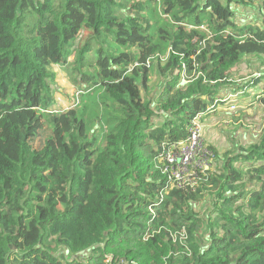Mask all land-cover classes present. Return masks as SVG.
<instances>
[{"label":"trees","instance_id":"trees-1","mask_svg":"<svg viewBox=\"0 0 264 264\" xmlns=\"http://www.w3.org/2000/svg\"><path fill=\"white\" fill-rule=\"evenodd\" d=\"M256 3L263 27L236 14ZM52 41L78 89L70 108ZM246 58L263 70L233 87ZM239 92L264 117V0H0V264H264V139L194 191L160 170ZM46 127L54 143L38 150ZM206 198L214 218L196 210Z\"/></svg>","mask_w":264,"mask_h":264},{"label":"rangeland","instance_id":"rangeland-1","mask_svg":"<svg viewBox=\"0 0 264 264\" xmlns=\"http://www.w3.org/2000/svg\"><path fill=\"white\" fill-rule=\"evenodd\" d=\"M258 7V3L254 7H249L246 10H238L237 17L239 21L251 23L253 25H262V16L255 10ZM91 33L85 32L77 44L79 49H82L86 43L90 42ZM94 47V46H93ZM50 58L52 62L51 71L56 74V80L54 82V89L56 90L57 103L62 108H70L72 104L78 99L79 93L77 87L74 85L70 75L66 72L63 66L60 64L59 53L57 49V41L51 42ZM263 70L261 60L246 58L244 63L237 66L234 69V83L236 85L248 81L259 70ZM152 73L150 90L147 93V97L152 98L157 94L162 86L163 78L159 76L157 69ZM240 90V89H238ZM256 91L250 92L251 98L255 96ZM233 99L236 101V111L228 112L226 109L228 105L220 107L217 115L210 117L206 121L202 122L204 144L206 148H212L218 154V158L210 153L209 162L214 164V168L217 169L218 165H221L225 159V155L228 152L238 150V147L248 148L251 144L260 142L264 139V117L262 114H257L256 109H253L254 102L244 98L243 92L233 95ZM53 134L50 128L46 127L40 135L32 141L34 148L40 150L47 142H53ZM212 166V164H211ZM211 170V168H210ZM196 210L199 212L203 219H207L209 215L213 213V208L210 203V199L206 198L203 202L197 205ZM213 215V214H212ZM215 216L213 215L212 218Z\"/></svg>","mask_w":264,"mask_h":264},{"label":"built area","instance_id":"built-area-1","mask_svg":"<svg viewBox=\"0 0 264 264\" xmlns=\"http://www.w3.org/2000/svg\"><path fill=\"white\" fill-rule=\"evenodd\" d=\"M228 97L225 101L230 103ZM234 102H236L234 100ZM228 106V111H235V103ZM187 139L173 149H166L162 157L161 172L180 190L192 191L198 185L196 180L199 172L205 173L211 168L210 151L204 144L201 117H197L188 127ZM213 155V154H212ZM199 179V178H198Z\"/></svg>","mask_w":264,"mask_h":264},{"label":"crops","instance_id":"crops-1","mask_svg":"<svg viewBox=\"0 0 264 264\" xmlns=\"http://www.w3.org/2000/svg\"><path fill=\"white\" fill-rule=\"evenodd\" d=\"M230 97V96H229ZM234 102V99L233 98H231L230 99V103H233ZM229 106V105H228ZM228 108V107H227ZM227 110V109H226Z\"/></svg>","mask_w":264,"mask_h":264}]
</instances>
